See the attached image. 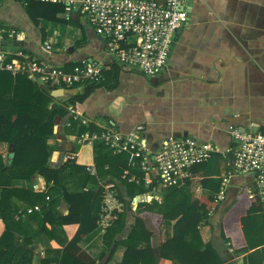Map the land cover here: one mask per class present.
Masks as SVG:
<instances>
[{
  "label": "crops",
  "instance_id": "obj_1",
  "mask_svg": "<svg viewBox=\"0 0 264 264\" xmlns=\"http://www.w3.org/2000/svg\"><path fill=\"white\" fill-rule=\"evenodd\" d=\"M185 7L189 9V18L173 33L165 68L152 76L120 66L106 52L104 39L94 32L78 9L58 13L59 21L38 18L34 23L27 16L23 1L1 0L0 30L14 29L19 33L18 39L14 40L16 46H23L18 51L39 57L42 62L65 69H70V65L76 62L97 63L102 75L99 80L104 79L102 70L117 72L116 79L107 82L109 87L97 88L83 102L72 105L75 113H69L78 125L94 123L121 134L132 132L138 125L143 126L139 135L141 143L145 142V150L140 156L125 152L123 157L129 165L143 168L141 162L152 166L154 153L169 134L211 141L224 150L232 141L230 124L242 131L252 123V130L264 131V0H193L191 4L186 1ZM44 42L50 43L49 51L43 48ZM16 53L17 50L12 52L13 55ZM76 84H58L57 87H64L65 92L59 97L52 96L53 102L60 103L67 95L79 93L82 88ZM69 125L66 117L57 115L55 118L53 134L48 136L51 147L48 165L59 168L68 159L76 158V163L87 164L90 170L95 156L94 146L102 140L97 134L96 137L89 132L77 135L76 129L70 132ZM8 144L0 140V155L7 165L11 163L8 164ZM230 164V156L215 154L174 186L186 196L187 206L201 197L213 199L218 182ZM73 178L76 179L75 176H66L62 183L75 189L78 182ZM11 185L41 194L34 204L11 197L18 210L15 218L21 214V218L27 221L29 213H42L47 209V200L53 198L58 200L59 212L64 214L68 209L69 204L52 189V183H46L37 171L30 178L19 176L12 179ZM252 185L250 174L233 175L224 199L214 203L216 206L210 210L208 219L198 227L203 243L212 244L219 253L221 264H236L238 257L242 258V264H263V210L253 213L252 224L243 228L245 250L235 252L221 236V223L227 211L237 201L239 193L246 191L253 197L249 192ZM120 187L125 193V187L122 184ZM84 188L96 189V186L88 183ZM1 190L0 187V195ZM162 196V188L157 186L153 191L127 197V226L132 225L139 202L160 201ZM145 222L149 229L153 228L146 217ZM174 223V219L161 222L158 232L161 242L173 236ZM32 227L35 228L33 222ZM104 230L98 226L79 241L80 247L97 264L106 248L102 243ZM121 237L124 234L118 238ZM153 239L158 260L156 235ZM33 240L32 248L37 256L31 264H38L40 257L57 255L62 248L42 231L35 232ZM125 249L122 244L116 245L105 264H120ZM174 264L180 263L174 259Z\"/></svg>",
  "mask_w": 264,
  "mask_h": 264
},
{
  "label": "trees",
  "instance_id": "obj_2",
  "mask_svg": "<svg viewBox=\"0 0 264 264\" xmlns=\"http://www.w3.org/2000/svg\"><path fill=\"white\" fill-rule=\"evenodd\" d=\"M27 16L34 23L38 18L59 21L58 13L65 10L64 0H21ZM1 3V0H0ZM7 38V32H3ZM36 62H42L34 56ZM70 65V69L76 64ZM103 80H88L81 85L79 93L67 95L60 103L53 102V97L46 92L41 84L26 73L12 74L0 69V140L14 143V156L9 165L0 155V264H31L37 253L32 248L35 232L42 231L48 239H54L62 247L53 257H40L38 264H97L96 260L79 245V241L87 233L99 225L101 211L102 183H111L122 203L121 210L115 211L111 223L105 228L102 243L105 251L101 254L98 264H105L118 244L126 247L120 264H221L217 250L210 242L203 243L199 234V225L208 219L214 204L212 197H201L192 205H186V196L175 186L162 188L160 201L139 202L136 206L132 225L127 226L128 198L136 194L153 191L157 183H145L150 172L141 166L129 165L123 157L125 152L113 153L112 149L100 141L94 146L92 169L89 165L76 163V158L68 159L59 168L48 165L51 147L48 136L53 134L55 118L66 117L69 130L77 135L89 132L100 135L105 129L96 126L78 125L70 115L67 106L83 102L99 87H109L107 82L116 79L117 72L106 73L102 70ZM56 88L57 83L48 80L45 83ZM60 86L64 84L59 83ZM204 164V163H203ZM203 164H195L190 171H197ZM37 171L46 183H52V189L60 194L69 204L66 213L58 211V200H47L46 210L42 213L28 214V220L18 218L17 208L11 197H18L34 204L41 194L11 185L12 179L24 176L31 177ZM65 171L67 173H65ZM134 175V176H133ZM66 176H75L78 182L75 189H70L62 182ZM133 176V178H132ZM101 179V180H100ZM203 182L206 180H202ZM80 182V184H79ZM94 184L96 189L84 188L86 184ZM218 182V188L219 189ZM125 187V193L120 185ZM58 189V190H57ZM227 193V192H226ZM50 197V196H48ZM264 211L256 196L250 197L246 191L237 196V201L229 208L221 223V236L229 242L235 252L247 248L244 242L243 228L252 224V214ZM145 217L150 220L149 229ZM164 219H174L173 236L161 242L158 236L159 226ZM35 223V228L32 227ZM124 234V237L118 238ZM158 245L159 258L154 253V236ZM243 242V244L241 243ZM264 264V244H262ZM242 258L236 259V264Z\"/></svg>",
  "mask_w": 264,
  "mask_h": 264
},
{
  "label": "built area",
  "instance_id": "obj_3",
  "mask_svg": "<svg viewBox=\"0 0 264 264\" xmlns=\"http://www.w3.org/2000/svg\"><path fill=\"white\" fill-rule=\"evenodd\" d=\"M56 1V0H53ZM65 11L78 9L87 18L94 32L104 39L106 52L113 56L120 66L152 76L160 73L166 66L175 30L189 18L185 7L186 0H64ZM7 32V38L3 37ZM19 33L14 29L0 30V40H17ZM47 51L51 49L48 42L43 43ZM3 49L0 46V69L12 74L26 73L28 77L46 83L70 85L84 83L88 80L102 78L101 67L97 63L76 64L71 69L47 62H36L35 57L17 50ZM70 113L75 108L70 105ZM252 124V123H251ZM239 130L229 125L232 141L220 150L211 141H198L191 136L169 134L154 153V162L148 166L141 162L144 170L151 173L145 183H157L160 188L174 186L190 173V167L203 164L215 154L230 156L231 164L222 176L219 189L213 196L214 203L224 199L230 178L236 174H250L253 185L249 189L264 207V131L251 129ZM141 125L132 132L121 134L112 128L105 129L98 135L113 153L132 152L140 156L145 150V142L140 141ZM93 137H96L94 134ZM90 171L93 172L92 167ZM102 183L101 211L98 221L106 228L121 210L122 203L111 183ZM38 209V206H34Z\"/></svg>",
  "mask_w": 264,
  "mask_h": 264
},
{
  "label": "water",
  "instance_id": "obj_4",
  "mask_svg": "<svg viewBox=\"0 0 264 264\" xmlns=\"http://www.w3.org/2000/svg\"><path fill=\"white\" fill-rule=\"evenodd\" d=\"M158 1L159 3H161L163 0H156ZM187 3H192L193 0H186ZM188 12H189V9H187ZM0 46L3 48V49H10V50H22L23 49V46L22 45H17L15 44L14 40L13 39H2L0 40ZM41 86H43L46 90L47 93H49L51 96L53 97H59L61 96L62 94H64L65 92V89L64 87H56V88H51L50 86L46 85L45 82H43L40 78L37 80ZM9 146V160H8V164L12 161V158L14 156V143H9L8 144Z\"/></svg>",
  "mask_w": 264,
  "mask_h": 264
}]
</instances>
